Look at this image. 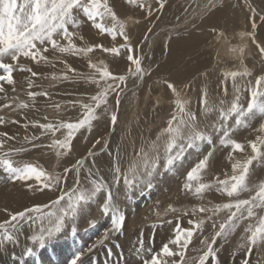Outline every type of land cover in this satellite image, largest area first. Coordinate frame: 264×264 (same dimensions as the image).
I'll use <instances>...</instances> for the list:
<instances>
[{"label": "rangeland", "instance_id": "1", "mask_svg": "<svg viewBox=\"0 0 264 264\" xmlns=\"http://www.w3.org/2000/svg\"><path fill=\"white\" fill-rule=\"evenodd\" d=\"M197 1L164 0L161 8L160 0H138L136 4H130L128 0H108L118 18L125 22L128 43L134 49L132 54L141 58V66L145 70L142 78L133 75L135 65L127 59L129 53L126 49H121L120 55L115 57L100 49H95L88 56H76L61 54L49 46V51L44 53L48 57L47 62L36 63L25 57L14 62L10 57L4 58V63L14 65L12 75L15 83L9 85L0 81L5 89L0 93V105H10L0 108V117L5 121L0 125V133H7L11 137H0L5 141L0 152L19 150L13 151L9 157L14 166L33 164L47 173L59 174L62 179L58 186L41 190V184L35 178L13 181L0 168V189L5 192L13 190L12 193L18 197L25 193L23 200L20 198L18 203L7 199L0 201V221L7 220L10 213L22 211L34 204H49L61 195V191L71 192L76 186L77 173L75 170L69 172L64 182V169L72 168L82 158L84 165L79 171V187H91L89 169L94 176L103 177L107 186L112 188L114 203L124 220L119 231L110 232L103 244L92 249V253L87 251L111 227L110 215L102 212L105 200V193L102 192L82 206L74 222H66V227L58 234L59 239L46 245L44 249L37 248L33 256H23V250L32 246L28 237L39 230L41 222L37 220L35 223L25 224L18 235V244L8 243L0 248V264H54L55 260L52 258L57 260V257L48 256L52 254L53 248L66 245L78 248L83 244L87 247L83 251L88 258L93 257L88 264H118V259L122 263L125 259L126 242L132 246L141 243L136 252L142 247V253L139 254L144 255V252H151L150 249H145L144 241L148 240L152 247L155 238H159L157 243L160 247L155 246V254L161 251L164 244H168L174 252H179V247L171 243L176 237L177 229L192 228L194 225L190 221L203 220L201 229L194 232L185 250L184 261L187 263L184 264H198L199 256L207 250L202 241L207 239L208 243L212 242V237L219 230V224L227 219L230 212L225 209L218 213H201L194 209H214L217 204L233 202L235 199H249L255 195L256 186L264 182V158L259 162L254 161L250 168L248 185L251 191L230 198L216 189L218 180L230 179L234 174L233 163L243 162L253 155L250 142H257L264 152V145H260L258 140H264V115L256 114L240 126L235 125L234 116L227 121L225 127L232 129L230 138L244 145L243 151H233L230 145L225 146L220 142L223 136L220 125L224 122L218 119L219 112L205 116L201 97L206 91L209 105L219 108L220 102L224 101L223 107L227 108L239 95L240 104L247 106L250 91L256 88V78L264 76V54L257 47H264V14L261 12L264 3L258 5L252 0H222L220 4L204 10L185 23L183 19L186 12ZM141 3L144 7H140ZM78 19L82 22L79 28L73 29L69 26L70 31L77 33L74 39L78 45L103 44L105 47H112L125 43L120 36L113 40L108 34L100 33L82 14H79ZM103 22L108 26L112 23L108 17ZM238 32L245 35L237 36ZM79 36H83L84 40H79ZM61 43L66 42L61 40ZM89 60L100 67L107 65L114 75L126 76V81L118 89L119 104L116 93H110L107 104L97 109L98 118L92 122L91 130L81 129L72 141L71 151L57 156V149L50 145L54 139H63L66 130L60 129L54 134L45 133L38 125L75 122L82 118L84 110L81 105L92 103L91 96L96 95L100 87L104 86L101 82L98 87L88 79L91 76L99 79V73L89 68ZM21 66L31 68L38 75L33 77L30 72L22 71ZM245 70L250 75L237 76L235 80L225 76L226 73H242ZM65 73L68 79L62 78ZM2 74L3 70L0 69V75ZM29 82L32 84L31 88ZM169 83L175 86L179 98L186 103L187 110L196 114L198 127L204 129L211 139L201 142L195 149H188L173 166L166 167L163 151L166 136L159 141L157 149H151L150 145L167 127L168 120L176 111L177 95L168 87ZM260 89L264 90V84ZM29 91L47 92L48 95L29 97ZM22 103L28 107H20ZM57 104L60 105L59 108L55 106ZM113 113L117 115L115 125L111 122ZM33 137L38 139H32ZM33 144L37 147H33ZM142 148L150 156L159 154L158 166L152 176H145L130 191H126L123 178L118 187L113 186L114 165L118 163L123 174L131 162L139 159L137 153ZM89 150L95 155L89 156ZM209 152L212 155L208 166L200 173L199 182L210 183L213 187L198 197L194 191L185 190L184 184L188 182V173ZM233 153L237 155L234 160ZM197 183L192 181L193 189ZM29 184L32 185L31 188L28 187ZM28 195L39 197L29 200ZM255 211L257 217L243 220L227 239L217 238L213 247L217 251L218 260L214 262L210 259L207 264H245L246 261L248 264H264V245L255 247L251 255H246V249L239 247L243 243L244 229L248 224H255L259 216H264V209ZM213 224L216 225L215 228ZM44 226H47V221H44ZM122 245L125 246L121 248ZM110 246L114 248L111 249ZM101 247H104V251ZM72 254L68 264L74 256ZM176 256L175 262H179L180 257Z\"/></svg>", "mask_w": 264, "mask_h": 264}, {"label": "snow or ice", "instance_id": "2", "mask_svg": "<svg viewBox=\"0 0 264 264\" xmlns=\"http://www.w3.org/2000/svg\"><path fill=\"white\" fill-rule=\"evenodd\" d=\"M128 3L136 4L138 0H128ZM163 6L164 0H160V7L163 8ZM140 7H144V5L141 3ZM79 14H82L88 21H91L100 33L108 34L113 40L117 36H120L125 43L112 47H105L103 44L78 45L74 39L77 37V33L70 31L69 26L73 29L79 28L82 23L78 19ZM149 14H151V11ZM106 17L112 21L110 26L103 22ZM253 27H255V24H253ZM241 35L243 36L245 34L242 33ZM247 35L251 36V33ZM56 37H60V39ZM78 38L81 41L84 40L83 36H79ZM61 40L66 43H61ZM128 41L129 36L125 31V22L118 18L109 6L108 0H19V2L18 0H0V69L3 70V74L0 75V81L6 82L9 85L15 83L12 75L14 65L4 63L5 57H10L14 62L18 61L20 57L31 58L36 63L41 61L47 62L48 57L44 53L49 51V46L52 50L58 51L61 54L76 56H88L95 49H100L115 57L120 55L121 49H126L129 53L127 59L135 65L133 75H138L142 78L145 70L141 66V58L132 54L134 49ZM257 47L259 48V52L264 54V47L259 45ZM88 66L99 73V79H96L95 76L88 77V79L92 83L97 84L98 87H100L101 82L104 83V86L100 87V91L96 95L91 96L92 103L81 105L84 110L82 118L75 122H60L58 124L49 122L38 125L45 133L54 134L60 129L66 130L63 139H54L50 145V147L57 149V156L71 151L72 141L81 129L87 128L91 130L92 122L98 118L96 114L97 109L107 104L110 93H116L117 104H119L118 89L126 81V76L114 75L108 70L107 65L100 67L93 64L91 60H89ZM21 70L30 72L33 77L38 75L31 68L21 66ZM70 70L75 71L74 69ZM241 75H250V73L245 70L242 73L230 72L225 74L226 77L230 76L233 80ZM62 78L68 79L67 74H63ZM109 81L112 83H109ZM255 84L256 88L250 91V99L246 107L240 104V97L237 95L231 102L230 107H223L224 101H221V106L217 108L214 105H209L207 92L204 91L202 93L201 107L205 116L216 111L219 112L218 119L224 122L220 125L223 128V136L220 142L225 146L230 145L233 151H243L244 145L230 138L232 129L225 127L227 121L234 116L235 125L240 126L246 124V120L256 114L264 115V90L260 89V86L264 84V76H258ZM29 87H32L31 82H29ZM168 87L177 95L175 101L176 111L168 120L167 127L157 136V140L152 142L150 148L153 150L157 149L159 141L166 136L163 142L165 166L171 167L182 158L188 149L197 148L201 142L210 140L211 137L204 129L198 127L196 114L187 110L186 103L179 98V93L176 92L175 86L169 83ZM4 91V85L0 83V93ZM225 92H227L226 88ZM37 95L47 96L48 93L28 92L29 97H35ZM9 106L0 105V108ZM55 106L57 108L60 107L59 104ZM20 107H28V105L22 103ZM116 121L117 115L113 113L111 115V122L115 125ZM4 122L3 117H0V125L4 124ZM213 127L215 128L216 125H213ZM262 128H264V125H262ZM0 137H8V134L0 133ZM8 138L11 139V137ZM32 139L38 138L33 137ZM258 140L260 145H264V140H260L259 138ZM4 143L5 141L0 139V149L3 148ZM250 145L253 155L243 162L237 161L232 164L234 174L230 179L217 181L218 187L216 190L218 192L224 193L231 198L251 191L248 185L250 168L254 161L259 162L261 158H264V152L261 151L257 142H250ZM33 147H37V145L33 144ZM13 151L19 150H9L6 153L0 152V168L8 174L11 180L28 181L35 178L41 184V190L52 189L61 183L62 178L59 174L53 175L47 173L33 164H24L22 167L14 166L13 161L9 158ZM88 155L93 156L95 154L89 150ZM211 155L212 153L209 152L207 156L200 160L196 167L188 173V182L184 184L185 190L194 191V194L198 197L203 196L206 191L213 187L210 183L199 182L201 179L200 173L208 166ZM137 156L139 159L131 162L127 171L123 174L119 164L116 163L114 165L113 186L118 187L121 178H123L126 191H130L145 176H152L158 166L159 154L150 156L149 152L142 148L137 153ZM83 165L84 160L81 159L72 168L64 169V182H66L69 172L75 170L77 173L76 186L71 192L61 191V195L56 200L50 201L49 204H34L31 207L24 208L22 211L10 213L7 220L0 221V248H3L8 243L18 244V235L23 231L25 224L35 223L39 220L41 227L28 237L32 246L25 247L23 250V256L35 255L37 248L44 249L46 245L54 242L58 238V234H61L66 227V222H74L80 214L82 206L94 200L102 192L105 193L102 212L105 215H110L111 227L87 251L90 252L96 246L103 244L110 232L119 231L122 227L124 217L119 214V210L114 203L112 188L107 186L103 177L94 176L91 169L88 170L91 187H79V171ZM192 181L198 182L194 189ZM149 186L151 185L149 184ZM28 187L31 188L32 185L29 184ZM256 187L257 191L255 195L249 199H235L233 202L217 204L214 206V209L205 207L194 209V211L198 210L201 213L208 211L218 213L225 209L230 212L227 219L219 224V230L212 237V242L208 243L207 239L202 241V243L206 244L207 250L199 256L198 264H207L210 259L214 262L217 261V251L213 247L217 238L227 239L236 231L243 220L257 217L255 209H264V182H261ZM169 207L171 208V206ZM46 209L48 211H45ZM44 221H47V226H44ZM190 223L194 225L192 228H178L175 239L171 241V243L179 247V252H174L168 244H164L160 253L153 254L151 259L144 260L143 264H165V261L160 258L161 256L172 257L176 255H179L180 261L174 262V264H184L185 250L188 248L194 232L201 229L204 221H190ZM213 227L215 228L216 225L213 224ZM244 232L245 236L242 237L243 243L239 247L246 249V255H251L255 247L264 245V216H259L255 224H248ZM84 255L85 252L83 250L77 251L71 259L70 264H84L82 260ZM245 264H248V262L246 261Z\"/></svg>", "mask_w": 264, "mask_h": 264}, {"label": "bare ground", "instance_id": "3", "mask_svg": "<svg viewBox=\"0 0 264 264\" xmlns=\"http://www.w3.org/2000/svg\"><path fill=\"white\" fill-rule=\"evenodd\" d=\"M253 1V3L254 4H262V3H264V0H252ZM222 2V0H198L196 3H195V5L191 8V9H189L187 12H186V14H185V16H184V19H183V21L186 23V22H188V21H190V20H192V19H194L195 17H197L198 16V14L199 13H201V12H203L204 10H207V9H209V8H212L213 6H215V5H217V4H220ZM259 8V7H258ZM261 12L264 14V8H261ZM182 21V22H183ZM183 25V24H182ZM177 26V25H176ZM179 26V25H178ZM259 31V30H258ZM257 31V32H258ZM260 32V31H259ZM262 32H264V30H262ZM242 33H237V36H240ZM263 34V33H262ZM261 34V35H262ZM254 42H256V41H254ZM240 46L242 45L240 42L238 43ZM237 44V45H238ZM236 47V46H235ZM235 49V48H234ZM241 49V48H240ZM225 74V73H224ZM121 96H122V94H121ZM120 98V97H119ZM184 98V97H183ZM235 156H237V155H234V153L232 154V160H234V158H235ZM83 159V158H82ZM182 166V164H180L179 165V167H181ZM224 169V168H223ZM227 171V169H224V171ZM217 171H218V168H217ZM219 172V171H218ZM174 173V172H173ZM163 177V176H162ZM170 180H172L174 183H175V181H174V179H172V178H170ZM178 183V182H177ZM160 184V183H159ZM159 186V185H158ZM158 186L156 187V188H158ZM176 186H177V184H176ZM179 186V185H178ZM163 188V187H162ZM12 189V188H11ZM18 189V188H17ZM159 190H161V189H159ZM174 190H175V188H174ZM173 190V191H174ZM13 191V190H12ZM12 191L11 192H8V190H7V192H5V191H3L2 189H0V201H4V199H7V200H14V202L15 203H18L19 201V199L21 198L22 200H23V198L22 197H24V195H25V193H22V196H17V195H14L13 193H12ZM16 191V190H15ZM38 191V190H37ZM173 191H170L171 193L173 192ZM175 192V191H174ZM37 193V192H36ZM173 194V193H172ZM31 195V194H30ZM30 195H28L27 196V198L29 199V200H36L38 197H39V195L38 196H34V197H31ZM172 196V195H171ZM173 197V196H172ZM132 209V208H131ZM138 211H139V209H138ZM93 213V212H92ZM133 214V213H132ZM140 214V213H139ZM137 215V214H136ZM135 215V216H136ZM131 216V215H130ZM83 230V229H82ZM129 232V231H128ZM82 234H84V233H82ZM88 234V233H87ZM66 237V236H65ZM158 237H160V236H158ZM61 238V237H60ZM59 239V238H58ZM90 239V238H89ZM88 239V240H89ZM159 238H155V242H153L152 243V247H150L149 246V243H148V240H146V241H144L145 242V249L146 248H148V249H150V251L151 252H149L148 251V253L146 252H144V255H142V254H139V252L140 253H142L141 252V250H142V247H141V250L137 253L136 251H137V249H138V247H139V245L141 244V243H139V245H134V246H132V245H130V243H128V242H126V246L125 245H122V246H120L121 248H123L124 246V251L126 252V254H124V256H125V259H124V261H123V263H122V261L120 260V259H118V264H143V261L144 260H150L151 259V256L153 255V254H155V252H153V251H157V249H156V247H158V248H160L159 247V243H157V240H158ZM67 240V239H66ZM92 241V240H91ZM90 241V242H91ZM165 241V240H164ZM89 242V243H90ZM144 242H142V243H144ZM161 242H162V239H161ZM94 244V243H93ZM137 244V243H136ZM87 245V244H86ZM109 245V244H108ZM111 245V244H110ZM113 245V244H112ZM88 246V245H87ZM156 246V247H155ZM89 247V246H88ZM15 248V247H14ZM84 248H87L86 246H85V244H83L82 245V247H78V248H76V247H74V246H68V245H66L65 247H60V248H57V247H55V248H53L52 250H51V252H52V254L51 255H48V256H55V257H57V260L56 259H54V257L52 258L53 260H55V261H53L54 262V264H68L69 263V259L72 257L70 254L71 253H73L72 255H74L77 251H81V250H83ZM104 247H101V249L104 251V249H103ZM110 248L111 249H113L114 247H111L110 246ZM129 248V249H128ZM140 249V248H139ZM144 249V248H143ZM146 251V250H145ZM188 252H190L191 251V249L190 250H187ZM89 252V251H88ZM91 252V251H90ZM89 252V253H90ZM125 252H123V253H125ZM219 252H220V250H219ZM13 253H15L14 252V250H13ZM41 253V252H40ZM45 253V252H44ZM54 253V254H53ZM92 253V252H91ZM157 253H160V251L159 252H157ZM156 253V254H157ZM223 253V252H222ZM49 254V253H48ZM131 254H134V255H131ZM9 256H10V253L8 254ZM45 255H47V253L45 254ZM218 255V254H217ZM44 257H46V256H44ZM175 257V258H174ZM32 258V257H31ZM93 257L91 256V259H92ZM163 261H165V264H174V262H175V259H177V256H172V257H164V256H161L160 257ZM226 258V257H225ZM51 259V260H52ZM91 259H90V257L88 258V256H87V254H85L83 257H82V260H84L85 261V264H88V263H90L91 262ZM221 259V258H220ZM228 259V258H227ZM39 262V261H38ZM177 262V261H176ZM185 262V261H184ZM29 263H31V262H29ZM43 263V262H42ZM185 263H187V262H185ZM209 263V262H208ZM197 264V263H196ZM251 264V263H250Z\"/></svg>", "mask_w": 264, "mask_h": 264}]
</instances>
